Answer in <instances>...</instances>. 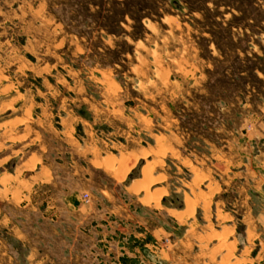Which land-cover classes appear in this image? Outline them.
I'll list each match as a JSON object with an SVG mask.
<instances>
[{"label":"rangeland","instance_id":"rangeland-1","mask_svg":"<svg viewBox=\"0 0 264 264\" xmlns=\"http://www.w3.org/2000/svg\"><path fill=\"white\" fill-rule=\"evenodd\" d=\"M120 1L0 0V264H69L72 218L51 222L46 200L101 189L170 229L191 225L172 219L189 201L195 226L230 228L264 264V0H129L142 27H119ZM100 156L116 179L88 170Z\"/></svg>","mask_w":264,"mask_h":264},{"label":"crops","instance_id":"crops-1","mask_svg":"<svg viewBox=\"0 0 264 264\" xmlns=\"http://www.w3.org/2000/svg\"><path fill=\"white\" fill-rule=\"evenodd\" d=\"M108 159L106 156L89 159L87 168L101 169L108 178L116 179L109 172L111 168L105 162ZM38 169L42 167L38 166ZM64 173L68 175L72 172ZM62 179L67 178L64 176ZM129 180L130 183L124 184L126 192L137 187L142 176L134 179L129 177ZM40 183L55 185L57 182L50 174L49 180L40 179ZM60 186H66V183H61ZM162 189L163 187H156L154 191ZM98 191L96 195L85 193L88 195L87 201L83 200L81 195L65 191H61L60 195H51L46 200L43 215L49 216L51 222H62L58 211H63L72 218L71 230L64 233L66 260L69 264H156L155 259H160L163 264H248L247 252L244 251L246 247H241L236 254L231 251L234 240L230 237V228L195 226V222L191 220L195 210L193 213L190 211L189 216L186 213L189 211L188 207L186 208L189 201H182L176 210H167L174 211L173 221L175 219L182 222V219L189 218L191 225L170 229L168 222L162 219L158 225L149 224L143 213L136 211L131 198L122 199L107 189ZM31 198H18L17 207L26 208ZM16 231L17 237H21V241L25 243L24 233L18 228ZM169 237L171 244L167 243L164 248V240ZM7 245L6 242L1 244L0 257L9 263L10 257L5 254ZM222 248H227V251L220 252ZM29 264H44V260L38 259Z\"/></svg>","mask_w":264,"mask_h":264},{"label":"trees","instance_id":"trees-1","mask_svg":"<svg viewBox=\"0 0 264 264\" xmlns=\"http://www.w3.org/2000/svg\"><path fill=\"white\" fill-rule=\"evenodd\" d=\"M147 3H153L154 1L151 0H145ZM189 0H169L170 4L172 6H174L175 8H182V2H184V4L186 5V7L188 8L189 12H195L198 11L197 8L193 7L189 2H187ZM119 6V20H118V25L120 27L121 22L125 21V16H129L130 19L133 21L134 24L139 25L140 27L143 26V19L145 17L148 16V14L145 12V10L142 9H138V13L136 15H132L129 10H128V4H129V0H123L117 3ZM161 15V14H160ZM133 39H135L134 36H131ZM214 44L216 46V48L222 53L218 43L216 41H214ZM115 64V61H112L110 63H108L107 65L113 66ZM122 262H124V260L122 259Z\"/></svg>","mask_w":264,"mask_h":264},{"label":"bare ground","instance_id":"bare-ground-1","mask_svg":"<svg viewBox=\"0 0 264 264\" xmlns=\"http://www.w3.org/2000/svg\"><path fill=\"white\" fill-rule=\"evenodd\" d=\"M139 162H140V161H139ZM146 168H147V167H146ZM148 168H149V167H148ZM123 177H124V176H123ZM140 191H141V190H140ZM140 191H139V192H140ZM146 200H147V199H146ZM154 200H155V199H154ZM151 201H152V200H151ZM151 201H150V202H151ZM206 201H207V200H206ZM147 202H149V201H147ZM191 203H192V202H191ZM190 205H191V204H190ZM192 205H193V204H192ZM195 205H196V204H195ZM187 207H188V206H186V208H187ZM188 209H189V208H188ZM191 209H192V208H191ZM193 209H194V208H193ZM194 210H195V209H194ZM193 212H194V211H192V213H193ZM184 213H185V212H184ZM186 213H187V212H186ZM186 213H185V215H186ZM192 213H191V214H192ZM189 214H190V213H189ZM189 214L187 213L188 216H189ZM180 215H181V214H180ZM180 215H177V217H178V216L180 217ZM179 217H178V218H179ZM205 218H206V217H205Z\"/></svg>","mask_w":264,"mask_h":264},{"label":"built area","instance_id":"built-area-1","mask_svg":"<svg viewBox=\"0 0 264 264\" xmlns=\"http://www.w3.org/2000/svg\"><path fill=\"white\" fill-rule=\"evenodd\" d=\"M84 200L87 201L88 200V195L87 194H84Z\"/></svg>","mask_w":264,"mask_h":264}]
</instances>
